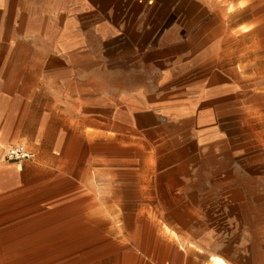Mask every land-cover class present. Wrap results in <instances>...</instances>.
<instances>
[{
    "label": "crops",
    "instance_id": "obj_1",
    "mask_svg": "<svg viewBox=\"0 0 264 264\" xmlns=\"http://www.w3.org/2000/svg\"><path fill=\"white\" fill-rule=\"evenodd\" d=\"M36 20L0 0V264H264L261 218L217 220L199 157L230 113V67L212 60L232 40L264 57L245 44L264 42V0L98 1V76L53 50L31 60ZM16 144L35 157L4 160Z\"/></svg>",
    "mask_w": 264,
    "mask_h": 264
},
{
    "label": "rangeland",
    "instance_id": "obj_2",
    "mask_svg": "<svg viewBox=\"0 0 264 264\" xmlns=\"http://www.w3.org/2000/svg\"><path fill=\"white\" fill-rule=\"evenodd\" d=\"M98 1L100 7L109 9L114 0H26L27 10L37 17L29 25L30 31L39 34L38 43L40 50L43 49L31 60L40 64L47 49L53 50L55 58L65 54L72 74L87 70L92 75L97 72L98 76ZM245 44L248 50L264 48V42L260 41L247 40ZM230 45L229 58L220 55L212 60L219 71L230 67V113L226 105H219L220 112L214 115L218 150L200 153L199 157L205 162L201 166H208V176L213 179L207 187L214 193L216 219L224 208H227L226 222L230 221L232 226H238L245 216L257 215L262 221V233L256 235L264 241V57L252 53L239 56L243 42L232 40ZM225 47L226 43L221 44L220 50ZM22 61L26 63L27 57ZM70 87L71 93H84L76 90L73 81ZM93 91L96 93L91 94L96 95L100 90ZM87 93L90 94L88 90ZM223 235H228L226 229L217 233V236ZM253 251H260L264 256V248Z\"/></svg>",
    "mask_w": 264,
    "mask_h": 264
},
{
    "label": "built area",
    "instance_id": "obj_3",
    "mask_svg": "<svg viewBox=\"0 0 264 264\" xmlns=\"http://www.w3.org/2000/svg\"><path fill=\"white\" fill-rule=\"evenodd\" d=\"M35 157V153L29 150L23 144H16L8 146L3 154V158L10 162H21L23 160L32 159Z\"/></svg>",
    "mask_w": 264,
    "mask_h": 264
},
{
    "label": "bare ground",
    "instance_id": "obj_4",
    "mask_svg": "<svg viewBox=\"0 0 264 264\" xmlns=\"http://www.w3.org/2000/svg\"><path fill=\"white\" fill-rule=\"evenodd\" d=\"M211 260L213 264H229L227 261H225L222 257L218 255H213L211 257Z\"/></svg>",
    "mask_w": 264,
    "mask_h": 264
}]
</instances>
